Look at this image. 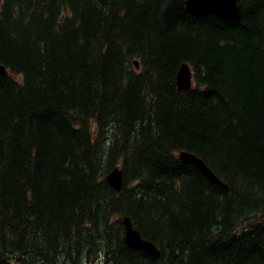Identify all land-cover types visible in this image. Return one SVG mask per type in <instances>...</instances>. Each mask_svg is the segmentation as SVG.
<instances>
[{
  "label": "trees",
  "instance_id": "obj_1",
  "mask_svg": "<svg viewBox=\"0 0 264 264\" xmlns=\"http://www.w3.org/2000/svg\"><path fill=\"white\" fill-rule=\"evenodd\" d=\"M238 1L0 0V264H264V0Z\"/></svg>",
  "mask_w": 264,
  "mask_h": 264
},
{
  "label": "water",
  "instance_id": "obj_2",
  "mask_svg": "<svg viewBox=\"0 0 264 264\" xmlns=\"http://www.w3.org/2000/svg\"><path fill=\"white\" fill-rule=\"evenodd\" d=\"M184 9L193 15L213 14L222 18H237L241 11L238 0H184ZM136 66V60L132 61ZM0 73L5 74L3 67L0 66ZM176 90L188 89L191 85V70L186 63H181L175 73ZM176 157L184 163H189L198 169L209 181L217 184L223 189L226 185L213 174L202 159L191 152L180 150ZM104 180L115 190L118 191L122 183V172L120 167L114 166L104 175ZM123 225L122 242L129 248L140 249L146 255L156 258L159 251L156 246L148 239L143 238L139 231L133 226L128 216L121 218Z\"/></svg>",
  "mask_w": 264,
  "mask_h": 264
},
{
  "label": "rangeland",
  "instance_id": "obj_3",
  "mask_svg": "<svg viewBox=\"0 0 264 264\" xmlns=\"http://www.w3.org/2000/svg\"><path fill=\"white\" fill-rule=\"evenodd\" d=\"M191 83H192V80H191Z\"/></svg>",
  "mask_w": 264,
  "mask_h": 264
}]
</instances>
